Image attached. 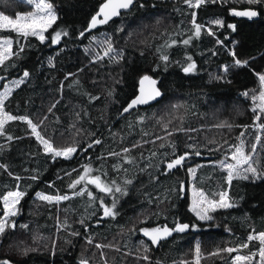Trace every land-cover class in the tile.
Returning <instances> with one entry per match:
<instances>
[{"label":"trees","instance_id":"1","mask_svg":"<svg viewBox=\"0 0 264 264\" xmlns=\"http://www.w3.org/2000/svg\"><path fill=\"white\" fill-rule=\"evenodd\" d=\"M46 1L52 4L58 19L45 33L44 42L0 30V38L13 40L14 53L0 66V88L6 80L23 77L25 70L30 73L5 101L4 110L17 117H29L47 131L52 141L60 134L70 139L61 147H78L71 159L53 161L26 122L16 120L5 125V135L0 136V165L7 166L0 167V218L2 198L7 192L17 189L25 195L15 220L17 227L0 234V262L79 264L86 259L90 264H183L185 260L194 264L192 252L199 244L200 264H233L236 253L257 252L258 240L250 242L248 248L239 246L247 242L249 234L264 232V177L233 179L229 185L219 162L233 151L227 145L235 146L241 129L255 123V113L243 93L260 90L264 9L259 10L258 20L248 21L231 14L234 9L254 7L244 0H205L198 9L187 6L184 0H135L129 12L86 32L103 0ZM31 10L28 0H0V12L10 17ZM193 11L196 23L203 26L202 32L185 45L182 41L194 33ZM217 19L223 22L220 28L211 23ZM205 26L211 27L215 35H208ZM56 32H61V40L52 44ZM65 32L67 35H63ZM99 32L111 39L123 59H94L91 36ZM173 40L177 41L175 45ZM224 44L236 53L235 58L248 63L235 66L232 52ZM162 54L169 57L168 61L161 59ZM191 62H195V71L185 73L183 68ZM225 66L226 73L222 71ZM144 74L156 78L161 100L116 121L136 95L139 78ZM219 76L223 79H217ZM53 104L56 106L49 112ZM222 123L231 127H217ZM164 124H168L167 131H185H173L170 137L157 140L166 137ZM227 131L225 138L219 139ZM9 135L12 140L7 139ZM96 139L101 143L87 148ZM189 144L195 147L189 149ZM125 148L130 151L124 153ZM185 151H200L201 155H192L183 166L166 171L165 161ZM84 165H90L92 174L100 175L105 183L114 180L127 188V195L116 194L118 215L114 219L102 218L99 207L100 197L111 205L112 196L93 185L89 189L95 201L85 194L49 204L35 196L36 192L70 195L68 185L83 173ZM193 167L196 174L190 180L188 169ZM33 176L38 179L33 180ZM126 180H132V184L125 185ZM181 182L187 184V191L181 192ZM190 185L203 190L209 199H218L220 193L227 192L235 207L217 209L210 213V221H200L189 208ZM58 219L61 224L67 219L69 227L60 228ZM177 223L189 224L190 228L183 233L173 232L156 245L140 231L165 225L174 228ZM23 224L28 228H21ZM73 232L79 235L73 236ZM89 237L91 244L87 242ZM96 244L111 247L96 248ZM144 245L148 246L147 253ZM25 248L35 251L24 254ZM225 248L237 251L211 255ZM145 254L150 260L142 259ZM255 259L252 264H257L259 256Z\"/></svg>","mask_w":264,"mask_h":264},{"label":"snow or ice","instance_id":"2","mask_svg":"<svg viewBox=\"0 0 264 264\" xmlns=\"http://www.w3.org/2000/svg\"><path fill=\"white\" fill-rule=\"evenodd\" d=\"M29 3H32L33 0H28ZM213 3L216 0H212ZM245 3L254 6L249 10L244 11H232V15L238 17H245V18H255L260 14V9H264V0H244ZM135 0H106V2L99 8L96 15H94L91 19L89 28L94 29L98 25H104L112 20L114 17H118L121 15V10H129L131 6H133ZM185 3L188 4L190 7L198 9L201 5L205 3V0H185ZM36 11L32 13H28L27 15H17L15 19L11 18L8 15H5L3 12H0V30H7L15 33L18 37L28 38V37H36L41 42H44L46 39L45 33L48 31L49 28L57 21L58 16L53 9L51 3H45V0H38L35 3ZM102 16L103 18H99ZM196 12H192V23L194 25V33L192 37L189 39H185L182 41L183 44L188 45L193 38H199L202 32V27L200 24L196 23L195 20ZM214 25L222 26L223 22L221 20H214L211 22ZM229 28L234 29V25H228ZM208 35H215L212 31L211 27L207 28ZM61 32H56L55 35L51 37L52 44H58L61 40ZM63 35H67V33H63ZM81 36L84 35L83 32L80 33ZM95 39V37H93ZM19 42V41H17ZM102 49L103 55L97 53L94 57L96 61H101L105 57H108L109 60L112 62H119V59H123L121 53H118L117 50L114 48L113 43L110 38L105 39L104 41L99 42ZM177 41L173 40L172 45H175ZM217 43H223L222 41L217 40ZM168 45H166L167 47ZM22 51V49H21ZM232 56L234 57V65L235 66H242L246 65L247 61H241L236 57V53L232 52ZM13 53V40L11 38L0 39V66L5 64V61H8L12 56ZM161 59L163 61H168L169 57L166 54H162ZM191 60V57L188 58ZM51 63V61H50ZM196 65L195 62L188 63L186 67L183 68L185 73H191L195 71ZM223 71L226 73L228 71V66H225ZM30 73L25 70L23 72V77L18 81H12V85L14 87H18L20 84L25 82V79L28 78ZM73 74L69 73V76ZM259 81L262 85H264V74H258ZM3 79V77H0ZM217 79H223V76L217 77ZM144 81H149L152 85H155V81L151 80L149 77L145 76L141 81L143 84ZM12 88H9L7 85L5 86V91L0 93V136L5 135V125L10 121H22L26 122L27 125L31 128L32 133L35 135L36 139L40 142L43 147V152L46 155H51V159L55 161L57 158H64V159H71L73 155L77 152V145L68 146L64 148H57L54 147L53 142L50 139L44 138L41 133L37 130L38 125L33 123V121L27 116H14L7 112H5V100L11 94ZM111 94V93H109ZM162 93L159 89L153 87L151 90L145 92L143 88L141 89V94L138 95L131 103L123 109L124 112H129L136 105H143L147 104L150 101L156 100L157 98L161 97ZM248 96V93L244 94ZM90 99L95 100L98 97H90ZM257 99L256 96H252V100L255 101ZM260 103L256 105L252 109L255 113L254 117V125L253 127L264 131V122H261L262 116H264V91L260 93L259 96ZM55 104H53L48 111L51 112L53 108H55ZM258 109V111H257ZM79 116V113H77ZM46 119V117H45ZM141 121L144 119L143 117L140 118ZM40 124H43V120L40 121ZM73 127H75L73 125ZM217 127H231V125L227 124H220ZM247 128V126H245ZM164 129L166 130V137H157L159 139H165L173 135V131L183 132L185 131L183 128L174 129L173 131H167L168 124H164ZM195 131V130H192ZM245 133H241V137H244ZM8 140H12V136H7ZM255 143L251 145V151L249 153H245L244 150V141L241 139V143L239 146L227 145L225 141V145L229 150L234 148V151H230L229 155H226L225 160H221L219 162V166L223 168L227 173V183L230 185L233 179H244L247 180L249 178H260V176L264 173H261L258 170L259 160L256 158L257 154V145L261 143V135H256ZM101 141L99 139L94 140L92 143L88 144L87 148L93 147L95 144H100ZM133 147H137V145H133ZM161 147H164L161 144ZM174 147V146H173ZM195 146L192 144L188 145L189 149H193ZM0 150H3V146H0ZM87 151V149H84ZM211 150V149H210ZM219 150V149H217ZM130 149L125 148L123 149L124 153H128ZM110 155H118L116 153H110ZM153 156L156 153L152 154ZM192 155L199 156L201 155L200 151H185L183 154L175 156V158L165 161L166 171H171L172 169L181 167L184 165L185 161L189 159ZM229 159L232 162H229ZM255 165V166H254ZM0 167L6 168V165H0ZM73 171H76L73 169ZM93 169L90 165L83 166V173L79 175L78 179L72 181L68 187L72 190L71 194H64V195H48L44 193H36L37 198L42 202H47L49 204L59 203L61 201L70 200L77 196H84L85 194L89 197L90 201H95L96 196L94 195L93 191L89 189V185L95 186V188L107 195L112 196V203L111 205L105 204L104 197L99 198V207L102 209V218L104 217H111L115 218L118 215L117 211V203L118 198L116 196L117 193L120 195H127V188L121 187L116 183V181H111V183H105L102 181L100 175H92ZM188 172L191 176L195 177L196 169L189 168ZM66 175H70V173H66ZM19 179V177H17ZM33 180L38 179V176H33ZM83 184L82 187L79 188L77 191V186ZM125 185L132 184V180H126L124 182ZM184 184L181 182L180 190L183 191ZM25 193L22 191H13L8 192L7 195L3 197L4 200V207H3V218H0V234H4L6 230H14L17 227L16 221L12 218L16 217L19 214L18 205L20 204L21 199L24 197ZM235 207V204L229 199L227 192H222L219 194L218 199H209L203 190H199L196 193L195 199L192 203V212L195 213L196 217L200 221H210L212 216L210 215L211 212H215L217 209H229ZM58 225L60 228H67L69 227L67 219L61 224L58 219ZM81 224H85L84 220L80 221ZM99 223V221H97ZM21 228L27 229L28 225L23 224L20 225ZM85 227H87L85 225ZM191 227H196V225H192ZM190 228L189 224L185 223H177L174 228H169L168 226L163 227H155L152 229H141L140 231L143 232L144 236L148 237L151 241L152 245L158 244L161 240H164L172 235L173 232H180L183 233ZM73 236L79 235V233L73 232ZM258 240L259 241V249L258 253H251L250 255H236L233 258V264H252L253 260L256 256H259V260L257 264H264V232H259L258 234H249L247 237V242L241 244L240 248H248L249 243ZM87 242L89 244L92 243V239L89 237L87 238ZM96 248L102 247H111V245H100L96 244ZM54 249V246H53ZM35 251L32 248H25L23 250L24 254L28 252ZM144 251L147 253L149 251L148 246L144 245ZM237 251L234 248H225V249H218L217 252L212 253L211 255H219L221 252L232 253ZM195 264H200L201 259V252L200 246L197 244L195 248ZM54 254V251H53ZM143 260L148 261L150 257L145 254L142 257ZM0 264H11V261L4 259ZM79 264H88L86 259H81ZM187 264V262H185Z\"/></svg>","mask_w":264,"mask_h":264},{"label":"rangeland","instance_id":"3","mask_svg":"<svg viewBox=\"0 0 264 264\" xmlns=\"http://www.w3.org/2000/svg\"><path fill=\"white\" fill-rule=\"evenodd\" d=\"M36 2H38V0H33L32 3H29V4L32 6V10H31V11H29V12H19L17 15H27L28 13L35 12V11H36V8H35V3H36ZM45 3H47L46 0H45ZM184 3H185V0H184ZM193 3H194V0H193ZM185 4H186V3H185ZM187 6H189V5L187 4ZM17 15H16V16H17ZM16 16H15V17H11V18L15 19ZM205 27H206V26H205ZM207 28H208V27H206V29H207ZM219 28H220V26H219ZM93 37H95V39H93ZM0 39H4V38H0ZM105 39H107V38L103 35L102 32H99V33L94 34L93 36H91V40L93 41V43H92L91 45L93 46V51H94L95 54H97L98 51H99V52H101V55H103V49H102V47H101V45H100L99 42L104 41ZM224 47L227 49L228 52H232V50L230 49V47H228L227 45L224 44ZM105 58H108V57H105ZM223 69H224V67H222V71H223ZM20 79H21V78H14V79H9V80L4 81L3 86L0 88V93H2V92L5 91V86H6V85H7L9 88H12V90H13L14 88H16V87H14V86L12 85L11 82H12V81H18V80H20ZM262 91H264V85H262L261 82H260V90H259L258 92H255V93H249L248 91H246V92L243 93V96H244L245 100H247V101L249 102V106L251 107V109H253L254 107H256L257 104L260 103L259 96H260V93H261ZM245 93H248V96H245V95H244ZM252 96H256L257 99H256L255 101H253V100H252ZM262 117H263V121H261V122H264V116H262ZM33 123H35V122H33ZM36 124H37V123H36ZM37 125H38V124H37ZM253 125H254V124H252V125H250V126H247V128L243 127V128L241 129V131L239 132V134L236 136L237 138H236V144H235V146H239L240 143H241V139H243V141H244V150H245V153L247 154V153H249L248 151H251V145H252L253 143L256 142V141H255V137H256V135H261V143L257 145V154H254V155H256V158L259 160V165H258V166L262 167V168H259V167H258V170H259L261 173H264V154H263V153L258 154L259 151L264 152V131H261V130H258V129H256V128H254ZM30 130H31V128H30ZM37 130L41 133L42 136H44V138H46V139H50V140H51V138L49 137V134L47 133V131L44 130V129L39 128V125H38V129H37ZM242 132L245 133L244 137H241V133H242ZM31 133H32V130H31ZM228 133H229V132L227 131L224 135L220 136L219 139H224L225 136H226V134H228ZM32 135L35 137V135H34L33 133H32ZM71 136L73 137V133L71 134ZM76 137H77V133H76ZM35 139H36V137H35ZM71 139H72V138H71ZM36 140H37V139H36ZM55 140H56V141H55ZM37 141H38V140H37ZM51 141H52V140H51ZM38 142H39V141H38ZM52 142H53L54 147H57V148H63V147H61V145L65 144V143H67V142H71V141H70V139L65 140L64 135L60 134V135H59L57 138H55ZM39 144H40V142H39ZM40 145H41V144H40ZM69 146H70V144H69ZM41 147H42V145H41ZM42 149H43V147H42ZM233 151H234V149H233ZM229 154H230V153H229ZM225 158H226V157L221 158L220 161H221V160H225ZM229 162H232V161L229 159ZM254 166H255V165H254ZM193 169H195V167H193ZM92 175H93V174H92ZM192 177H193V176H191L189 179L191 180ZM262 177H264V174H262V175L260 176V178H262ZM256 179H259V178H249V179H247V180H256ZM183 184H184V189H183V191H181V192H184L185 190L187 191V184H186L185 182H183ZM13 191H17V189H16V190H13ZM13 191H9V192H13ZM198 191H199V190L192 188V185L189 186V208H190V210L192 209V203H193V200L195 199L196 193H197ZM7 193H8V192H7ZM7 193H6L5 195H7ZM36 193H38V192H36ZM36 193H35V196L37 197ZM39 193H42V192H39ZM5 195H4V196H5ZM21 200H22V199H21ZM1 203H2V208H3V207H4V200H3V198H2V202H1ZM20 203H21V201H20ZM18 210H19V212H20V204L18 205ZM191 212H192V210H191ZM192 213L194 214V216H196L194 212H192ZM18 215H19V214H18ZM18 215H17L16 217L12 218V219L16 220L17 217H18ZM2 218H3V215H2ZM196 218H197V217H196ZM197 219H198V218H197ZM151 229H152V228H151ZM142 234H143V232H142ZM143 235H144V234H143ZM147 238H148V237H147ZM148 239H149V238H148ZM149 240H150V239H149ZM257 252H258V251H257ZM257 252H253V253H257ZM192 253H193V256H194L193 259H194V264H195V255H196V253H194V250H193ZM236 255H245V254H241V253L238 252V253H236V254L233 256V258H234ZM254 260H256V259H254ZM254 260H253V261H254ZM258 260H259V259H257V262H258ZM185 262H186V261L184 260V261H183V264H185ZM88 264H90V263L88 262ZM99 264H111V263L105 262V263H99Z\"/></svg>","mask_w":264,"mask_h":264},{"label":"water","instance_id":"4","mask_svg":"<svg viewBox=\"0 0 264 264\" xmlns=\"http://www.w3.org/2000/svg\"><path fill=\"white\" fill-rule=\"evenodd\" d=\"M105 2H106V0H103V1L100 3V5H99L98 9L96 10V12L91 16V18H90V20H89V22H88L87 28H86V30H85L86 32H91V31H93V30H95V29H98V28H100V27H102V26L105 25V24H104V25H98V26H97L96 28H94V29H90V28H89V25H90V22H91L92 17H93L94 15H96V13L98 12L99 8H100ZM132 7H133V6H131L129 10H121V14H122V13H125V12H129V11L132 9ZM249 9H250V8L234 9V10H236V11H244V10H249ZM260 15H261V14H259L257 17L252 18V19L245 18V17H239V18H242V19H245V20H248V21H252V20H258V19L260 18ZM237 17H238V16H237ZM99 18L102 19L103 17L100 16ZM116 18H117V17H114L112 20H114V19H116ZM112 20H110L109 22H111ZM109 22H108V23H109ZM106 24H107V23H106ZM145 76L149 77L151 80H154V81L156 82L155 85H152L149 81H144L143 84H141V81L143 80V78H144ZM153 87H155V88H157V89L160 90V88L158 87V84H157V80H156V78L153 77V76H151V75H149V74H144V75H142V76L139 78V81H138V87H137V93H136V95H135L132 99H130L129 102H128V103L122 108V110L120 111L119 115H118L117 118H116V121L119 120L120 118H122L123 116H125V115L131 113L133 110H135V109H137V108H139V107H144V106H146V105L154 104V103L160 101L161 98H162V95H161V97L157 98L156 100L150 101V102L147 103V104L136 105V106H134L132 109L129 110V112H124V111H123V109L126 108V107L131 103L132 100H134L138 95L141 94V89H142V88H143V90H144L145 92H147V91L151 90V88H153ZM160 92L162 93L161 90H160Z\"/></svg>","mask_w":264,"mask_h":264},{"label":"crops","instance_id":"5","mask_svg":"<svg viewBox=\"0 0 264 264\" xmlns=\"http://www.w3.org/2000/svg\"><path fill=\"white\" fill-rule=\"evenodd\" d=\"M20 78H22V77H20ZM20 85H21V84H20ZM20 85H19V86H20ZM19 86H18V87H19ZM18 87L14 88V89L12 90V92H11V94L8 96V98L12 95V93H13ZM8 98H7V99H8ZM7 99H6V100H7ZM6 100H5V101H6ZM5 112H6V111H5ZM9 114H10V113H9ZM11 115H12V114H11Z\"/></svg>","mask_w":264,"mask_h":264}]
</instances>
